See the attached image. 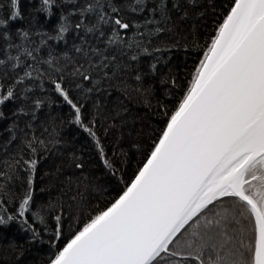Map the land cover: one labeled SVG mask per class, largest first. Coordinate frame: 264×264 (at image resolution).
Masks as SVG:
<instances>
[{"label": "snow or ice", "instance_id": "snow-or-ice-1", "mask_svg": "<svg viewBox=\"0 0 264 264\" xmlns=\"http://www.w3.org/2000/svg\"><path fill=\"white\" fill-rule=\"evenodd\" d=\"M0 264H264V0H0Z\"/></svg>", "mask_w": 264, "mask_h": 264}, {"label": "trees", "instance_id": "trees-1", "mask_svg": "<svg viewBox=\"0 0 264 264\" xmlns=\"http://www.w3.org/2000/svg\"><path fill=\"white\" fill-rule=\"evenodd\" d=\"M42 254V253H41Z\"/></svg>", "mask_w": 264, "mask_h": 264}]
</instances>
